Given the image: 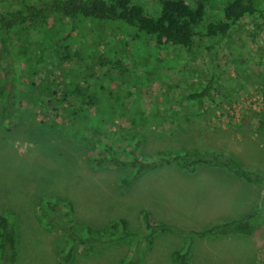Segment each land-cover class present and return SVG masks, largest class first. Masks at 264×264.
I'll list each match as a JSON object with an SVG mask.
<instances>
[{"label": "rangeland", "instance_id": "rangeland-1", "mask_svg": "<svg viewBox=\"0 0 264 264\" xmlns=\"http://www.w3.org/2000/svg\"><path fill=\"white\" fill-rule=\"evenodd\" d=\"M130 1L149 16L158 13V0ZM184 1L194 6L196 0ZM255 1L262 15L239 19L213 42L197 37L188 50L168 44L157 47L141 39L123 48L121 25L80 21L72 34L73 44H82V61L60 63L56 34L65 21L55 20L40 33L38 25L16 32L17 53L35 62L36 73L26 82L34 86L26 90L34 92L36 101L10 130L3 128L0 118V212L17 213L14 264H60L56 255L64 237L42 225L37 215L42 198L67 199L79 229L123 218L135 231L142 209L155 218L200 229L253 213L258 227L251 235L210 236L189 243L180 233L159 232L140 251L137 262L179 264L173 256L177 253L187 264H264V203L254 185L208 166L189 172L174 164L141 173L96 167L92 161L96 136L85 138L76 126L69 129V115L81 114L80 99L65 93L61 105L51 95L52 90L66 91L70 76L87 68L82 78L103 85L126 112L116 113V120L101 131L114 139L118 150L126 151V145L138 139L144 150L219 149L264 175V131L258 127L259 119L264 120V0ZM224 2L205 0L200 27L221 18ZM101 53L108 58L122 55L119 67L110 63L97 67ZM207 81L211 99L188 98ZM76 82L86 86V81ZM41 83H49L48 88L42 91ZM130 104L134 108L128 113ZM57 108H62L59 115ZM144 115L147 125H142ZM130 175L135 177L131 183L120 181ZM131 248L130 243H120L94 255L76 252L70 264H118Z\"/></svg>", "mask_w": 264, "mask_h": 264}, {"label": "trees", "instance_id": "trees-1", "mask_svg": "<svg viewBox=\"0 0 264 264\" xmlns=\"http://www.w3.org/2000/svg\"><path fill=\"white\" fill-rule=\"evenodd\" d=\"M158 4V13L149 16L141 6L130 0H0V118L3 128L10 130L20 122L26 113L25 108L36 101L34 92L26 90L31 85L34 86L33 82L32 84L26 82L28 77L36 73L35 62L30 61L31 59L24 60L22 53L18 54L14 47L16 32L22 28L38 25L36 32L40 33L41 28H47L55 20L65 21L64 26L58 28L56 34L57 59L60 63H65L72 58L82 61L80 52L83 49L82 44H73L72 34L80 21L121 25L123 48L127 47L129 41L141 39L142 43H150L157 47L168 44L188 50L192 48L197 37L213 42L239 19L258 13L262 15L255 0H225L221 8V18L200 27L205 0H196L194 6H189L184 0H158ZM19 47L22 50L27 49L24 46ZM206 47L211 48V43ZM121 57L122 55L114 53L113 58H108L106 54L101 53L97 67H104L110 63L118 68ZM86 69L80 70L81 75L74 73L70 76L66 91L52 90L51 95L53 98L56 97L61 105L66 99L65 93L73 94L80 99L78 108L81 114L79 117L76 116L77 113L69 115L71 119L69 129L75 130L77 127L80 135L85 138L96 136L93 143L95 155L92 157L96 167L129 169L135 173L174 164L189 172L201 166L218 168L254 185L258 190L260 202L264 203V175L253 167L239 164L222 150L199 148L144 150L140 139L129 146L126 145V151L114 147V139L108 135H101L102 128L116 120L114 116L116 113L126 112L121 109L115 96L103 85L95 86L82 78L88 72ZM92 76L90 73L88 78ZM78 79L86 81L84 88L77 85ZM85 83L82 82L84 85ZM45 85V83L39 85L42 91L48 88L49 83ZM210 87L211 82L207 81L200 90L189 93L188 98L211 99ZM261 98L264 100V89L261 91ZM138 107L136 109H141ZM133 108V104H130L128 113H131ZM90 109H93V112H89ZM56 111L59 115L62 108H57ZM160 116L157 114V117ZM148 121V116L144 115L142 125H147ZM258 127L264 131V120L259 119ZM134 178L130 175L122 177L120 181L129 184ZM71 211V203L67 199L42 198L37 202V215L42 225L47 230L61 231L63 234L64 244L56 255L60 264H70L76 252L94 255L120 243H130L132 248L130 255L118 264H139L137 260L140 251L148 248L159 232L180 233L191 243L195 239L218 235L248 236L258 227L256 215L253 213H245L200 229L194 226L182 227L172 220L155 218L148 210L142 209L139 211L140 227L135 231L127 228V222L123 218L110 220L100 227L85 226L79 229ZM16 228L17 213L12 209L1 211L0 264H14L17 256ZM173 256L179 264H187L186 259L178 257L177 253Z\"/></svg>", "mask_w": 264, "mask_h": 264}]
</instances>
